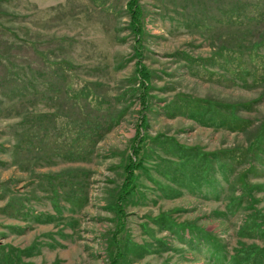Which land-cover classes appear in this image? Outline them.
I'll use <instances>...</instances> for the list:
<instances>
[{"label":"rangeland","instance_id":"1","mask_svg":"<svg viewBox=\"0 0 264 264\" xmlns=\"http://www.w3.org/2000/svg\"><path fill=\"white\" fill-rule=\"evenodd\" d=\"M129 1L0 0V264H112L116 254L119 264H231L264 246V82L239 68L264 36L253 20L264 0H141L155 141L122 222L116 198L140 124ZM233 14L244 25L223 24ZM80 81L97 84L118 121L87 161L46 163L30 144L57 107L72 113L67 90ZM199 106L221 121H200Z\"/></svg>","mask_w":264,"mask_h":264},{"label":"trees","instance_id":"2","mask_svg":"<svg viewBox=\"0 0 264 264\" xmlns=\"http://www.w3.org/2000/svg\"><path fill=\"white\" fill-rule=\"evenodd\" d=\"M260 1V0H259ZM127 12L130 16V28L135 37V75L136 81L138 83V89L140 91L138 101L140 105V124L137 128L136 134L132 139L131 145V155L127 158V163L124 167V182L121 185V189L118 193L116 198V212L120 217V221H124L126 218L125 214V203L127 199H129L134 193L137 188L136 182L138 180V176L135 174L138 170L144 168V161L146 157V153L144 152V148L149 140L155 141L152 138H149L147 135V130L149 128V121L147 118V112L149 110L150 101H151V91L153 90L152 86V73L144 64V45H143V10L141 5V0H130L127 3ZM227 20L230 21H239L240 25H244L241 16H236L233 14L231 17L226 18L223 20V24H228ZM253 20L256 22H262V26L264 25V11L259 12L256 16H254ZM248 29V28H247ZM255 29V28H254ZM264 31L263 29H259ZM259 30L256 32L259 33ZM244 45V44H241ZM234 46V45H233ZM235 47V46H234ZM236 48V47H235ZM239 48V47H238ZM264 48V36L258 42V45H255L253 49H248L247 53H249L250 62L248 66L240 65L241 72L246 75L253 76L257 83L258 81L262 80L264 82V56L260 54V49ZM237 52V50L230 49L229 54H226L228 57H235L236 59H240L241 56L238 53H231ZM245 54V53H244ZM251 60H254L253 64ZM62 64V63H61ZM61 64H56V68L58 71L63 74L64 71L67 70L66 64H64L65 69L64 71H60ZM68 71H66L67 73ZM11 83H20V80H6L5 84ZM259 83V82H258ZM14 86V85H13ZM97 86L96 83L84 82L80 81L76 88L73 90H67V97L73 95L71 99L74 100L73 107L75 108L72 113H62L61 109L65 107H57V112H54L50 117H52L53 125L48 126H40L41 132H37V139H35L30 144V149L34 148V143L38 140V146L35 148H39V152L43 153V160L46 163H51L52 160L55 159H64L68 161H87L90 159L95 152L96 146L98 143L107 135V133L113 128L115 122L118 119H113L110 115L112 114L109 111L108 101L103 95L96 93L93 90V87ZM20 85L18 84L15 86L12 92L15 89H19ZM10 91V92H11ZM59 93L64 91L63 84L57 90ZM7 92V93H10ZM10 96V95H9ZM196 104V103H194ZM186 105H190L186 104ZM21 105H17L15 108L20 110ZM184 109L190 111L191 109L182 106ZM207 107L200 108L198 115L203 122L212 123L217 121H221L220 114H212L206 110ZM192 110H197L195 107ZM187 112V111H186ZM197 112V111H196ZM97 113V115H95ZM183 113V112H182ZM208 113L211 114L209 116L211 119H208ZM186 114V113H185ZM207 115V116H206ZM68 117V118H65ZM69 123H67L65 120ZM112 121H111V120ZM210 120V121H207ZM38 123H41L38 121ZM222 125V124H220ZM52 126V127H51ZM223 126V125H222ZM51 128V129H50ZM51 133H56L57 135H50ZM47 137L49 139H47ZM264 137V135H263ZM47 139V140H46ZM23 142L18 144V148L21 150L20 154L22 159L25 160L26 153L28 155V151L23 148ZM179 150L184 151L187 153L184 146H177ZM181 147V148H180ZM183 148V149H182ZM177 150H175L176 152ZM206 166V163L204 164ZM61 176V175H59ZM55 185H59L55 182V179H52ZM56 200H54V204L56 205ZM75 203V201H74ZM264 219V216H262ZM160 219L156 221V224L159 225ZM123 228L125 225L123 223ZM264 236V232H263ZM120 255L116 254L112 264H119L120 262ZM231 264H264V246H255L254 248L248 249L244 253H240L238 256H234L231 260Z\"/></svg>","mask_w":264,"mask_h":264}]
</instances>
